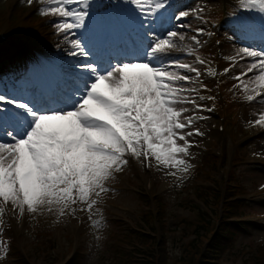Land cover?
Masks as SVG:
<instances>
[{
    "label": "rangeland",
    "instance_id": "1",
    "mask_svg": "<svg viewBox=\"0 0 264 264\" xmlns=\"http://www.w3.org/2000/svg\"><path fill=\"white\" fill-rule=\"evenodd\" d=\"M10 1L0 0V32L8 30L12 39L9 43L16 44L22 52L29 53L31 51L19 43L15 39V35H21L26 41V35L28 34L29 41H31L34 36L36 39L41 40L39 33H42L43 39L47 40L52 47L53 54L61 59L60 63L63 66L65 65L63 70H56L57 77H61L60 73H62L63 77L70 78L72 81L75 80L73 65L76 64V58L69 55L72 50L69 43L63 39L62 34H58L57 29L54 27V24L62 18L51 15L45 16V18L41 16L37 9L41 5H45L47 0L43 4L40 3V0H32L31 4L28 3V0ZM112 1L117 4V9L123 8L133 13L136 12L135 6L139 5L138 3L129 5L122 2V0ZM208 1L210 0H169L167 10L173 8L175 12L169 18L172 23L169 26L166 25L167 17L162 19L161 16L164 13L162 12L159 19L156 20V24H162L164 29H170L173 25L183 23L186 27L177 28L176 30L184 34L186 42H190L191 37L196 35V31L193 30L195 25L190 20H192L196 8ZM225 1H213L214 5L211 9L219 14V18L234 12L232 5L229 4L232 1ZM233 1L245 4L247 0ZM160 2L161 0H146L147 7L144 12H160L161 10L157 8ZM213 2L211 1V3ZM12 6L15 8L12 9ZM48 6L54 7L55 5L48 4ZM104 10L96 11L91 6L90 15L92 16L97 12L101 19H106L107 13ZM181 11H189V16L180 20L173 19L174 15ZM29 12L32 13L29 14ZM239 16L241 15L228 17L225 22L227 24L226 31L224 33L219 32V37L222 39V36H224L225 40H222L223 42L218 47L219 37L208 23V21H211L210 15L206 12L201 14L200 23L205 21L209 26L211 35L209 41L207 43L201 42V46L196 47L191 61H189L191 58L182 59L188 53L183 42H180L178 48L173 50L174 56L172 58L179 59L183 63L191 62L194 67L201 70V77L195 83L205 93L198 96V92H188V96H198L201 101H196L199 102L196 104L203 106V108L206 105L211 106L214 112L210 116L194 105H183V107L188 108V111L183 113L181 121L184 122L185 116H192L193 123L190 128H186L182 132L187 134L189 131L193 132V129H199L203 133V135L187 137L191 141V146L188 148L186 155L181 154V158L187 161L188 171L183 172L174 168L158 170L154 166L153 173H150L145 170L142 164L129 157L128 165L122 171L114 173L106 181L105 187L108 191L100 194L91 219L89 213L83 212L84 226L81 225L80 228L77 227V221L72 218L74 214L60 216L56 213L42 211L36 214L26 212L24 216H19L18 212L14 213L12 211V205L8 204L11 216L10 226L6 222L4 214L0 213V262L2 254L6 251V238H14L22 251L25 248L27 254H32L29 257L32 264H63L72 257V252L77 248L78 252L81 253L80 256H82L81 264L140 263L143 258L140 257L142 253L136 248L140 247L141 244L134 243L132 238L129 239L124 236L125 233L128 234V230L132 227H136L139 230L138 232H148V241H152L153 238L160 237L162 234L165 235L162 242L165 249L163 259H167V264H179V258L183 259L186 256L185 252L191 249L196 261L201 246L208 245V240L212 237L213 231H207L205 237H200L199 233L202 230H199L198 233L192 232L193 226L190 222H194L200 204H204L202 197L205 196V192L209 194L212 191L219 194L220 190L227 187V190H230L228 192L230 195H240L238 198L240 204L238 206L237 199L235 202L228 204L235 205L233 211H222L221 206L220 209L213 210L216 207L215 200L209 198L208 203L213 207L211 211L216 215L212 214L208 217L212 225L211 228L214 229L216 226L220 228L224 224V220L230 219L243 220L244 222L241 225L245 229L238 228L237 232L235 231L232 244L221 252L219 257L210 260L217 262V264H264V134H258L257 132L253 136H247L264 127L263 124L257 126L258 128H247V126L259 124L256 121L264 114V101H259V98H257L245 104L248 102V96H255L256 92L260 90L255 80L250 79L253 73L250 72L242 78L243 85H247V91L243 90L240 81L224 73L226 68L229 69L228 72H234L236 75L246 72L251 62L241 61L237 53L243 48L264 51V45L260 46V40L254 42V38H262L263 36L258 35V31L253 29L251 19L248 18V21L246 17L241 16L243 17V22H241L242 18H238ZM259 19L264 21V11L260 12ZM88 21L89 19L85 18V23H88ZM22 25L30 27L27 32L20 31ZM162 30L159 27L157 28L158 32ZM81 32L83 31L78 30L77 36L73 39H83V37H80ZM86 34L89 35L87 39L94 41L95 38L92 35ZM3 48L4 46L0 45V53L6 52L2 50ZM218 48L230 49L224 56H221ZM221 49L220 52L223 53L224 50ZM177 50L179 52H176ZM198 59L205 61V63L199 64ZM253 59L258 58L247 57V60ZM240 61L239 68L237 63ZM205 70L212 72L216 70V75L208 76L205 74ZM184 71L180 70L179 73H184ZM10 80H13V78L10 77L6 80V87H9L7 91H10L11 95H16L10 88ZM202 85H206V89L202 88ZM234 85L240 86L234 87ZM262 93H264V89ZM22 97L25 96L22 95ZM251 114H255V116H251ZM219 117L226 124L225 133L216 130ZM245 123H247V126ZM205 137L214 139L213 144L206 149L207 166L213 162L218 165L221 164L220 159L209 157L214 146H218L216 149L223 150L222 152H224L223 154H225L228 162L222 165L225 168L223 174L220 173L219 168V170L217 169L210 174L203 160V158L206 160L203 152L201 153L199 150L192 148V143H198ZM0 139L7 138L0 133ZM177 143L184 144L185 141L178 140ZM200 163L205 165L202 167L204 175L201 170L199 174L195 175L193 170L197 165L200 169ZM170 172H176V175H169ZM227 177L234 184H228ZM203 180L206 181L203 182ZM210 180L215 182L218 190L211 187L213 185L209 183ZM140 193L149 195L151 200H146L139 195ZM154 196L155 198H153ZM156 198L163 200L165 213L162 215L160 224L161 229L164 231L159 236H155L158 234L157 230H155L157 234L151 233V222L144 214L147 208L152 210L154 214L158 213L159 207ZM82 207H86V205H82ZM236 207L237 210L235 211ZM207 211L211 212L210 208ZM204 215L207 217V214ZM114 236L116 237L113 238ZM44 241H50L51 244L56 246L47 251L43 244ZM124 243H128V245L124 246ZM198 245L199 247H197ZM46 246H48V242H46ZM155 247L156 243L153 249ZM43 250H45L44 253ZM124 251L131 253L132 257L122 255ZM150 251L147 259L151 262L153 260L158 261L161 253L155 255L153 250ZM157 264L161 263L157 262Z\"/></svg>",
    "mask_w": 264,
    "mask_h": 264
},
{
    "label": "snow or ice",
    "instance_id": "2",
    "mask_svg": "<svg viewBox=\"0 0 264 264\" xmlns=\"http://www.w3.org/2000/svg\"><path fill=\"white\" fill-rule=\"evenodd\" d=\"M122 2L132 5L137 0ZM247 2L258 4L264 11V0ZM47 3L55 6L42 7L39 12L62 18L54 27L69 43V55L76 58L75 80L69 82L66 91L45 100H20L0 94V133L7 138L0 139V213L11 204L19 216L42 211L62 216L81 211L89 213L91 219L100 194L108 191L106 181L128 165L129 157L146 168L188 171L187 161L181 158L191 146L187 137L203 133L196 129L195 133L184 134L182 130L191 127L193 118L185 116L182 122L181 116L188 111L183 107L186 104L203 110L196 104V96L185 94L199 91L190 85L199 81L201 70L172 58L173 50L185 39L176 29L186 25L164 29L156 24L167 11L169 0L157 5L160 12L135 9L137 16L132 23L140 40L119 47L112 46L107 28L96 35L95 41L87 39L85 32L80 33L83 39H73L85 28L88 0ZM188 16L189 11H181L173 19ZM158 27L163 30L158 32ZM195 31L191 40L199 47L198 37L204 30ZM237 55L258 59L233 79L243 85L242 78L251 72L250 79L264 89V51L243 48ZM178 69L185 74H179ZM228 71L224 69V73ZM207 74L216 75L212 71ZM243 90L247 91V85ZM257 98L264 101V93L257 91L247 100ZM256 123L264 124V114Z\"/></svg>",
    "mask_w": 264,
    "mask_h": 264
},
{
    "label": "trees",
    "instance_id": "3",
    "mask_svg": "<svg viewBox=\"0 0 264 264\" xmlns=\"http://www.w3.org/2000/svg\"><path fill=\"white\" fill-rule=\"evenodd\" d=\"M211 196L208 197L207 192H205V198L204 201L206 200L207 205H209L211 208H213L211 206L210 203H208L209 198L215 200V205H217V203H219V200L223 198L225 204V211H233L235 205L231 204L228 205L231 202H235V200L230 199V194H226L224 196V194L222 192H220L219 194L214 193L212 191H210ZM239 206V204H238ZM215 210V207L214 209ZM237 210V207L235 208V211ZM211 211V210H210ZM207 214V217L204 215ZM212 213L203 209L202 207H199V211L196 213V218L194 220V222H190V224H192L193 229L192 232L198 233L199 230H202L199 235L200 237H205L206 236V232L207 231H213L212 237L208 240V245H203L201 246V251L199 252V257L198 259L195 261L194 259V254L192 249L190 251H186L185 252V257L183 259L179 258L178 262L179 264H217V262L212 261L210 259H215L217 257H219V255L221 254V252H223L225 249H227L233 242V237L235 236V231L237 232L238 228H244L242 225H239L242 222L239 221H230V220H224V224L218 228V226H216L214 229L211 228L212 225L208 220L209 215H211ZM235 215V214H233ZM161 217V216H160ZM161 219V218H160ZM227 219V218H225ZM161 222V220H160ZM210 225V227H209ZM152 229H154V227H151ZM245 229V228H244ZM155 230V229H154ZM205 230V231H204ZM164 231V230H163ZM131 234L127 235V238H132L133 241H135V239H137L141 246L137 247L136 249L142 253L140 257L142 258V262L140 263H134V264H157V262L161 263V264H167V259H163V254L165 252L164 249V244L162 243L164 241V237L165 235L162 234V236L160 237H155L153 238L152 241H148L149 235L147 234H143V233H139L136 230L131 231ZM156 243V247L153 249V246ZM199 247V245L197 246ZM150 250H153V253H155V255H157L159 252L161 253L159 256L158 261L153 260V262L149 261L147 258L150 254ZM122 255H126L129 257H132V254L127 251H124L122 253ZM204 258H208V259H204ZM25 261V260H24ZM25 264H27V262L25 261ZM68 264H72L71 262Z\"/></svg>",
    "mask_w": 264,
    "mask_h": 264
},
{
    "label": "bare ground",
    "instance_id": "4",
    "mask_svg": "<svg viewBox=\"0 0 264 264\" xmlns=\"http://www.w3.org/2000/svg\"><path fill=\"white\" fill-rule=\"evenodd\" d=\"M11 1H13V0H11ZM11 1H10V2H11ZM58 94H59V93H58ZM263 109H264V108H263Z\"/></svg>",
    "mask_w": 264,
    "mask_h": 264
}]
</instances>
